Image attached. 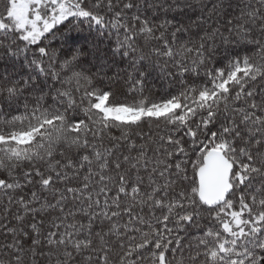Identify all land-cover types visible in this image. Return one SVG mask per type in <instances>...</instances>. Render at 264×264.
Returning <instances> with one entry per match:
<instances>
[{
	"label": "snow or ice",
	"instance_id": "6c2138e0",
	"mask_svg": "<svg viewBox=\"0 0 264 264\" xmlns=\"http://www.w3.org/2000/svg\"><path fill=\"white\" fill-rule=\"evenodd\" d=\"M0 264H264V0H0Z\"/></svg>",
	"mask_w": 264,
	"mask_h": 264
},
{
	"label": "trees",
	"instance_id": "16d2710c",
	"mask_svg": "<svg viewBox=\"0 0 264 264\" xmlns=\"http://www.w3.org/2000/svg\"><path fill=\"white\" fill-rule=\"evenodd\" d=\"M171 15V14H170ZM165 17L161 14L160 19L157 20L156 22L159 23L161 22ZM73 24H78V27L83 29L82 32H80L79 34L76 31H73L70 36L72 37V39L69 41L70 44H86L87 40L89 38V32H88V28H87V22L83 23V24H79L78 21L73 20ZM105 44L108 45H114L115 44V35L112 36V38L110 40H105ZM156 99H159V96L154 97ZM117 99L121 100V101H127L129 103L132 102V98L131 96H119L117 97Z\"/></svg>",
	"mask_w": 264,
	"mask_h": 264
}]
</instances>
